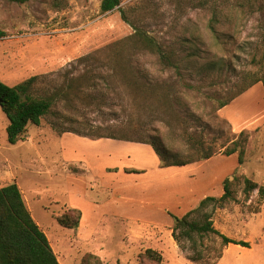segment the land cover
Wrapping results in <instances>:
<instances>
[{
    "label": "rangeland",
    "instance_id": "rangeland-1",
    "mask_svg": "<svg viewBox=\"0 0 264 264\" xmlns=\"http://www.w3.org/2000/svg\"><path fill=\"white\" fill-rule=\"evenodd\" d=\"M101 2L0 0V81L13 87L45 75L59 85L94 70L104 75L94 81L106 105L61 107L57 111L82 124L61 120L65 126L117 136L125 128L136 140L157 135L178 158L193 153L186 143L192 135L215 158L203 167H163L149 145L59 135L50 122L58 118L49 117L29 125L13 146L0 106V188L19 186L60 264H79L86 254L105 264H140L147 249L163 254V264H199L187 256L199 251L203 261H212L221 240L212 235L176 242L175 218L203 200L201 191H179V184L214 177L212 192L223 194V182L231 178L232 199L208 211L217 230L250 247L227 246L215 264H264V202L257 191L249 199L243 194L246 178L264 185L263 85L231 105V127L217 112L248 74L264 75V0H121L107 14ZM136 31L153 38L170 64L130 42L116 46ZM121 70H133L142 87H154L126 88ZM242 132L247 141L239 164L238 153L225 151ZM68 209L82 212L78 229L57 223Z\"/></svg>",
    "mask_w": 264,
    "mask_h": 264
},
{
    "label": "trees",
    "instance_id": "trees-1",
    "mask_svg": "<svg viewBox=\"0 0 264 264\" xmlns=\"http://www.w3.org/2000/svg\"><path fill=\"white\" fill-rule=\"evenodd\" d=\"M9 3L24 5L31 0H2ZM121 5V0H102L100 11L107 14L115 11ZM5 37V33L0 31V38ZM127 42L132 43L135 49L148 51L150 53H160V48L149 35L136 31L134 35L125 41L116 43V46H124ZM165 61L170 64V60L162 54ZM94 70H86L84 74L77 77L67 76L59 85H53L47 80L45 75L33 76L13 87L0 81V101L1 108L8 120L6 128L7 139L10 145H17L23 140L29 125L40 126L44 118H58V122H51L52 128L59 135L75 134L80 137L91 139H111L117 141L133 142L150 145L160 156L163 167H185L191 164L209 160L214 156L212 149H207L204 141L196 140L192 135L187 136L186 143L193 152L186 158H178L172 154L164 145L163 141L156 136H146V138L136 140L124 128L121 135L112 133L107 135H95L94 132H81V128H68L64 121L82 125L76 118H70L61 114L58 109L76 111L86 106L106 105L105 98L100 100L96 93V76ZM87 73V74H86ZM120 74L126 82V88L137 89L141 86L137 82L136 72L133 70H121ZM104 75L100 78H103ZM137 79V80H136ZM261 83L264 87V75L248 74L238 92L226 101L219 104L217 112L232 103L236 98L247 92L255 85ZM142 87V86H141ZM144 88H153L151 85H144ZM142 87V89H143ZM166 98V97H165ZM63 120V122L61 121ZM60 121V122H59ZM62 123V124H61ZM136 127V126H133ZM87 131V130H86ZM244 132L240 134V139L232 143V147L226 149V156L239 154V164L243 162L244 147L247 139ZM233 180L227 178L223 182L224 193L221 197H206L195 209L186 213L182 218H175L173 227V237L181 244V240L193 241L195 237L203 239L208 236H217L221 240L222 250L211 260L203 261L201 253L196 251L194 255L187 256L188 259L199 264H215L223 256V249L229 245H237L249 248L250 244L243 241L230 239L214 227L212 212L209 208L232 199L231 191ZM243 194L249 199L251 194L258 192L259 200L264 202V185L245 179ZM57 223L66 229H78L82 221V212L77 209H68L62 215L56 217ZM196 255V256H195ZM143 259L155 264H163V254L147 249L140 255ZM0 264H60L58 258L46 236L38 224L33 219L21 190L17 184H11L0 188ZM79 264H105L94 254H86Z\"/></svg>",
    "mask_w": 264,
    "mask_h": 264
},
{
    "label": "crops",
    "instance_id": "crops-1",
    "mask_svg": "<svg viewBox=\"0 0 264 264\" xmlns=\"http://www.w3.org/2000/svg\"><path fill=\"white\" fill-rule=\"evenodd\" d=\"M259 84H261V83H259ZM258 86V84L257 85H255L254 87H252L251 89H249L247 92H245L244 94H242L241 96H239L238 98H236L232 103H230L229 105H227L226 107H224L223 109H221L220 111H219V113H220V115H222L224 118H223V120H225L229 125H230V127H231V124H230V122H234V118L231 116V112H229L230 110L229 109H231L230 107H231V105H234L237 101H239L240 99H242L243 97H245L246 95H247V93H249V92H251V91H253V89L255 88V87H257ZM264 100H263V97H262V99H261V102H263ZM117 141V140H116ZM131 143H133V142H131ZM137 144H139V143H137ZM141 145H143V146H148V145H146V144H141ZM150 146V145H149ZM215 157H212V158H210L209 160H206V161H202V162H199V163H195V164H191V165H188V166H185V167H177V168H187V167H203V165H205L206 163H210L213 159H214ZM193 177H195V178H193ZM192 181L189 183V181H186V182H183V184H179L180 185V187H178L179 189V191H184L185 192V190L187 191V192H193V189L195 190V191H197V190H199V191H201L202 192V195L199 197L200 199L202 198V199H204V198H206V197H221L223 194H218V193H214V192H212V190H213V182L215 181L214 180V177H210L209 179L210 180H207V178H196V176H192ZM219 179H217V181H218ZM221 195V196H220ZM120 199L121 200H123L124 198L120 195ZM82 221H83V215H82ZM82 221H81V224H80V226L82 225ZM230 246H232V245H229L228 246V248L230 247ZM235 246H237V245H235ZM238 248H242L241 246H237Z\"/></svg>",
    "mask_w": 264,
    "mask_h": 264
},
{
    "label": "water",
    "instance_id": "water-1",
    "mask_svg": "<svg viewBox=\"0 0 264 264\" xmlns=\"http://www.w3.org/2000/svg\"><path fill=\"white\" fill-rule=\"evenodd\" d=\"M0 104H1V101H0Z\"/></svg>",
    "mask_w": 264,
    "mask_h": 264
}]
</instances>
